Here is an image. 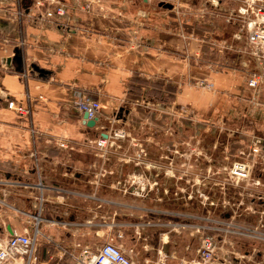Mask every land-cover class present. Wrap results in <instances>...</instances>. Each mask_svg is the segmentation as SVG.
Returning <instances> with one entry per match:
<instances>
[{
	"label": "crops",
	"instance_id": "obj_1",
	"mask_svg": "<svg viewBox=\"0 0 264 264\" xmlns=\"http://www.w3.org/2000/svg\"><path fill=\"white\" fill-rule=\"evenodd\" d=\"M159 2L98 0L86 11V0H0V235L21 233L31 222L40 179L37 256L44 264H74L70 252L93 251L118 229L123 248L141 253L134 264L193 263L198 244L182 235L167 240L154 227L152 241L141 242L142 191L156 182L157 171L166 178L170 155L184 150L156 145L152 134L179 138L182 145L191 122L197 133L214 131L211 145L219 143L223 153L239 143L234 158L262 139L264 157V61L249 54L240 17L234 11L227 24L220 6L196 26L178 4L164 0L172 5L168 9ZM59 6L65 9L61 17L46 16ZM16 50L20 64L13 60ZM252 74L258 75L254 87L248 86ZM203 79L212 90L195 87ZM5 93L30 108L29 117L7 109ZM84 98L100 103L94 127L82 123L75 107ZM125 116L132 117L138 141L131 169L121 147L108 149L104 160L92 143L106 131L123 129L119 120ZM163 119L175 123V130L166 123L157 129ZM146 125L154 129L149 145L141 146ZM61 141L68 147H60ZM140 151L148 152L147 162ZM158 196L154 200L161 201ZM182 198L178 213L185 217L188 197ZM161 205L166 217L174 213L170 204Z\"/></svg>",
	"mask_w": 264,
	"mask_h": 264
},
{
	"label": "rangeland",
	"instance_id": "obj_2",
	"mask_svg": "<svg viewBox=\"0 0 264 264\" xmlns=\"http://www.w3.org/2000/svg\"><path fill=\"white\" fill-rule=\"evenodd\" d=\"M164 1V0H160ZM173 2L174 4H178V11L186 12V16L190 17L191 25H202L200 21L204 17L213 16L215 12L214 9H217L221 6L224 8L222 14H220L224 19H227L229 23V19L234 18V11L237 13V16L240 17L242 24L245 25V30H243V34H247V23L250 21H259L260 19H264V0H165ZM188 2V4L184 3ZM193 4H192V3ZM180 3H182L183 9H181ZM195 4H200L199 7H196ZM259 8H262L263 13L259 11ZM188 9V11H187ZM179 12V13H180ZM218 14V13H216ZM262 17V18H261ZM236 18V17H235ZM231 21H235L234 19ZM230 24V23H229ZM231 25V24H230ZM196 81L194 85L197 83ZM196 87V86H195ZM123 118V117H122ZM125 116V120L120 118V127L125 129L128 133V136L125 140L117 141V147H121V157L124 158V161L128 162L129 169L132 167V160L135 152L133 148H138L137 137L135 138L133 128V119L132 117L127 118ZM165 123L172 127V130H175V123H172L170 119H163L162 125H160L157 129L163 130L165 127ZM118 127V128H120ZM153 131V128H149V126H144L143 131L145 132L142 137L143 141L141 146H148L149 141L148 137L150 136V130ZM179 129V128H178ZM189 136L186 139H183V144L181 145V140L179 138H173L170 141L168 139H164V135L152 134L153 138L156 140V145L161 146H183L184 149L182 154L180 151L178 153H173L170 155L172 159L171 164L167 163V175L166 178L162 175H159V171H157L156 182L155 183H147V190L149 187L152 188L148 192L147 196H143L141 198L142 204V214L140 231L141 237H145L146 240L141 239V242L144 241H152V229L154 227L160 229L159 232L164 233L165 239L170 240L171 237L181 236L188 239L190 242H196L199 247L201 236L207 235L211 232L212 229H205L204 233L201 231L195 232V226L197 224H205L206 226H218L222 229H229L230 225L227 223L228 220L223 219L227 218L226 214H230L231 206L227 205L223 207L222 204L230 200L233 196L232 189L229 187V174L228 170L232 161L238 159L239 152L234 158L231 155L233 152L239 150V143L235 144L236 147L234 151L230 147L227 150V153H223L221 150V146L218 143L215 147L211 145V139L213 138L214 131L212 130H204L201 129L200 133H197V128L189 122ZM155 135V136H154ZM135 138V140H134ZM250 146V145H249ZM248 146V147H249ZM247 147V148H248ZM246 149V148H245ZM244 150V149H243ZM147 151H140L141 158H143L142 162H147L148 156ZM168 156V155H167ZM163 157V155L161 156ZM160 154L157 158H161ZM162 159V158H161ZM165 158H163L164 161ZM171 160V159H170ZM144 166V165H142ZM157 165L153 167L158 168ZM154 169V170H155ZM156 172V171H155ZM155 176L153 175V178ZM165 179H168L167 181ZM167 189L166 196L169 195V199L167 201L164 200V189ZM255 189V186H252L251 183L245 184L241 183L238 187L239 192H241L239 198L243 199L244 204L242 203L239 207L241 217L235 218L233 223L244 224V222H249L248 217H244L243 213H245L247 207L245 205L246 194ZM157 190V191H156ZM129 191V190H128ZM159 194L158 197L162 198L161 201L154 200L155 194ZM187 195H191V199H187L188 201V215L183 217L178 212L181 211L180 203L177 202V199L184 200L182 197H186ZM157 196V195H156ZM210 196V197H209ZM244 196V198H243ZM212 198V199H211ZM178 200V201H179ZM213 203V204H212ZM161 204L168 205L170 204L168 211H174L170 217H166V213L163 212L165 209ZM177 211V213H175ZM147 213L153 214L156 216L155 219L150 221L148 218H145L144 215ZM165 217H163V216ZM253 217V216H251ZM163 218V219H162ZM254 218V217H253ZM218 219L220 220V225L218 224ZM237 220V221H236ZM186 222H188L186 224ZM227 223V224H225ZM184 225V227H183ZM198 225V226H199ZM221 232V231H218ZM187 233L188 236L181 234ZM192 233V235H191ZM217 234V233H216ZM130 229L127 230L126 233V243L127 246L132 244V236ZM224 249H234L236 251H249L252 248H257L259 250L264 251V242L253 240L251 238H247L244 236H235L229 231H225L224 233ZM190 239H193L192 241ZM134 260L141 259V253H130ZM140 261V260H139ZM138 264V263H137ZM140 264V262H139Z\"/></svg>",
	"mask_w": 264,
	"mask_h": 264
},
{
	"label": "built area",
	"instance_id": "obj_3",
	"mask_svg": "<svg viewBox=\"0 0 264 264\" xmlns=\"http://www.w3.org/2000/svg\"><path fill=\"white\" fill-rule=\"evenodd\" d=\"M14 1V0H10ZM85 10H89V5L93 1L86 0ZM40 3V2H38ZM259 11L263 13L262 8ZM65 12L63 6H59L55 11L47 10L46 16L51 17L54 14L61 17ZM262 18V17H261ZM246 42L248 52L251 55H256L264 61V19L259 21H250L247 23ZM258 75L253 74L248 80V86L254 87L257 84ZM196 87L202 89H213V84L207 79L198 81ZM4 101L7 109L13 111L19 118L26 119L31 113V109L19 103L15 98L8 93L4 94ZM75 107L80 113H85L87 119H95L100 115V103L96 100L84 98L79 100ZM106 137L98 136L93 140V146L97 150V154L104 160H108V149L117 147L116 142L127 138L128 133L124 129H111L106 131ZM263 140L254 139L253 143L246 149L239 151L238 159L231 162L228 174L230 188L233 196L230 200L225 201L222 206H231L230 214L227 215L229 229H222L218 226H206L205 224H197L195 232L205 229H212L207 235L201 236L200 245L197 248V257L193 259L192 264H264V251L257 248H252L249 251H236L234 249H224V233L229 231L230 234L244 236L253 240L264 242V192L259 191L264 187L262 172H264V157ZM58 145L62 148L68 147L65 142L61 141ZM257 169L258 175H254ZM241 183H251L255 189L246 194L245 205L247 207L244 217H248L249 222L244 224L233 223L235 218L241 217L239 207L244 204L243 199L239 198L241 192L238 187ZM39 190V195H36V204L34 212L31 214V222L25 223L23 232L11 230L7 235H0V264H44L39 261L37 256V247L39 238L41 237L40 224L42 217V182L38 179L35 185ZM149 190L142 191L143 196L148 195ZM191 199V195H187ZM210 197V196H209ZM244 198V196H243ZM212 199V198H211ZM213 204V203H212ZM253 216V217H251ZM237 221V220H236ZM225 223V224H227ZM1 224V220H0ZM220 225V220L218 219ZM199 225V226H198ZM221 231V232H218ZM217 233V234H216ZM124 232L121 229L116 230L114 237L102 243L95 250L83 249L75 254L70 252L74 264H134L131 256V251H126L123 248L122 240ZM48 264H60L59 262H50ZM161 264V263H159Z\"/></svg>",
	"mask_w": 264,
	"mask_h": 264
},
{
	"label": "water",
	"instance_id": "obj_4",
	"mask_svg": "<svg viewBox=\"0 0 264 264\" xmlns=\"http://www.w3.org/2000/svg\"><path fill=\"white\" fill-rule=\"evenodd\" d=\"M159 6H162L163 8H168L171 9L172 5L170 3H165L163 1L159 2L158 4ZM13 60H15V62L17 64H20L21 62V56L18 53V50H16V55L13 57ZM33 69L37 72H39L41 75L45 73L44 70L39 69L36 65H32ZM82 123L88 127H94L96 124V120L95 119H87V115L84 113L82 115ZM102 136L106 137L105 134H102ZM9 228V227H8Z\"/></svg>",
	"mask_w": 264,
	"mask_h": 264
},
{
	"label": "bare ground",
	"instance_id": "obj_5",
	"mask_svg": "<svg viewBox=\"0 0 264 264\" xmlns=\"http://www.w3.org/2000/svg\"><path fill=\"white\" fill-rule=\"evenodd\" d=\"M253 75V74H252Z\"/></svg>",
	"mask_w": 264,
	"mask_h": 264
}]
</instances>
